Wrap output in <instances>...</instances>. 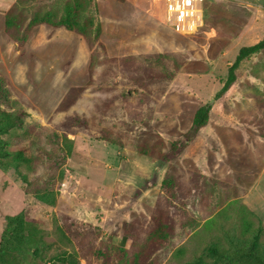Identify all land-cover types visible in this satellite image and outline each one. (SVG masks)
Here are the masks:
<instances>
[{"label":"rangeland","instance_id":"374dc122","mask_svg":"<svg viewBox=\"0 0 264 264\" xmlns=\"http://www.w3.org/2000/svg\"><path fill=\"white\" fill-rule=\"evenodd\" d=\"M57 1L32 3L53 7ZM96 4L103 47L46 24L32 28L18 47L0 13V74L13 107L28 114L22 128L2 136L9 151L33 158L20 171L37 185L48 178L41 154L52 149L47 135L62 134L60 124L71 114L85 118L94 134L104 129L117 140L67 134L72 152L53 182V205L26 193L14 169H0V237L4 216L23 213L49 244L36 264H50L61 250L76 252V240L84 247L79 264H106L92 255L96 248L113 258L122 248L129 258L135 246L122 239L123 225L145 224L157 202L164 206L162 181L170 175L181 185L184 205L173 213L175 230L157 251L158 264H184L212 242L224 247L256 230L264 246V50L243 60L234 83L217 96L239 48L264 37V0H165L161 15L136 1ZM157 53L187 68L163 94L144 99L129 80L155 71L145 56ZM129 56L134 59L123 66L106 60ZM80 86L85 89L72 105L58 111L66 93ZM203 105L210 115L197 129L192 119ZM144 148L151 154L140 153ZM61 218L90 224L95 234L75 223L76 239L60 237Z\"/></svg>","mask_w":264,"mask_h":264},{"label":"trees","instance_id":"16d2710c","mask_svg":"<svg viewBox=\"0 0 264 264\" xmlns=\"http://www.w3.org/2000/svg\"><path fill=\"white\" fill-rule=\"evenodd\" d=\"M33 1L15 0L4 12V32L16 46L21 47L26 43L27 35L32 28L46 24L73 31L85 39L90 46L97 44L103 47L102 43L98 41L101 27L96 17V0H58L57 2L61 4L53 7L35 5L32 3ZM117 1H136L154 14L161 15L164 12L165 0ZM263 50L264 37L254 44L239 48L233 63L228 68L226 79L217 92L218 97L223 95L234 83L240 63ZM170 58L165 53L145 56V59L156 67V70H146L132 76L129 80L133 86L132 90L140 93L144 99H148L153 94H163L176 73L187 68L181 69L178 62ZM133 59L134 57L129 56L111 57L106 60L123 66L124 62ZM90 82L89 79L88 83ZM84 89L85 86L71 88L63 97L57 110L62 112L68 109ZM10 96L11 89L7 79L0 74V169L4 171L14 169L17 178L25 185L26 193L31 194L41 203L53 205L55 203L53 182L61 178L60 168L72 152V141L67 138V134L76 130L109 143H117V140L104 129H100L98 134H94L95 132L90 130V125L85 118L76 114L69 115L60 124L63 127L62 134L51 131L47 135L52 149L43 150L41 154L51 173L42 184L37 185L19 169L21 165L30 167L33 158L26 156L22 149L14 152L9 151L6 148L7 141L2 138L4 135H13L17 129L22 128L24 119L28 116L24 109L13 107ZM210 110L209 105H203L196 110L192 119L195 128L198 129L207 124ZM140 153L151 154L148 148L140 150ZM55 172H58L56 176H54ZM180 187L178 181L172 176L166 175L162 181L164 206L161 202H157L145 224L141 225L139 221L134 220L123 225L122 239L130 240L131 245L135 246V252L129 258L127 252L122 248L115 252V258L111 253L99 248L92 250V255L101 258L106 264H122L121 261H124L125 264H158L157 251L168 244L175 230L173 213L184 205ZM4 221L0 237V264H36L37 259H42L41 251L49 244L43 239L42 231L35 221L23 213L5 215ZM75 223L85 226L83 233L88 230L91 235L95 234V228L90 224L75 219L61 218L57 228L60 237L76 239L77 230L73 229ZM76 243V252L61 250L50 256L48 262L50 264H79L77 256L83 255L84 247L78 240ZM83 257L85 258V256ZM184 264H264V246L260 243V231L256 230L247 240L233 238L224 247L212 242L204 248L202 255Z\"/></svg>","mask_w":264,"mask_h":264},{"label":"crops","instance_id":"0c3cea01","mask_svg":"<svg viewBox=\"0 0 264 264\" xmlns=\"http://www.w3.org/2000/svg\"><path fill=\"white\" fill-rule=\"evenodd\" d=\"M14 1L15 0H5L6 4L3 7L0 6V13L3 15V18H4V12L13 4ZM27 40H26V43H27Z\"/></svg>","mask_w":264,"mask_h":264}]
</instances>
